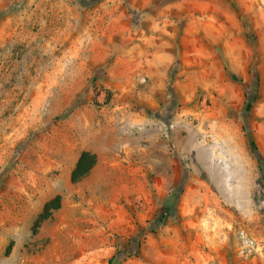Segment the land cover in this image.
I'll use <instances>...</instances> for the list:
<instances>
[{
  "label": "rangeland",
  "instance_id": "rangeland-1",
  "mask_svg": "<svg viewBox=\"0 0 264 264\" xmlns=\"http://www.w3.org/2000/svg\"><path fill=\"white\" fill-rule=\"evenodd\" d=\"M248 134L264 0H0V264H264Z\"/></svg>",
  "mask_w": 264,
  "mask_h": 264
},
{
  "label": "trees",
  "instance_id": "trees-1",
  "mask_svg": "<svg viewBox=\"0 0 264 264\" xmlns=\"http://www.w3.org/2000/svg\"><path fill=\"white\" fill-rule=\"evenodd\" d=\"M246 99H248L247 96H246ZM250 104L251 102L247 100L246 109L249 108ZM247 139H248L249 148L251 152L253 153V155L256 157L257 167L261 174V181L264 184V160L261 157L258 151V148L254 140L252 139L251 135L248 134ZM95 165H96V156L94 154L86 152V151L81 152L75 164V167L73 168L71 172V176H70L71 183L77 184L81 180L86 178L90 174L92 169L95 167ZM59 201H60V197L56 196L54 199L46 203L43 209V213L40 216V219L45 220L50 216L51 212L58 210L60 208ZM174 211H175V208L172 202H167L163 206L161 215L159 217L160 225H164L166 220L172 215V212ZM108 264H114V260L113 259L109 260Z\"/></svg>",
  "mask_w": 264,
  "mask_h": 264
},
{
  "label": "built area",
  "instance_id": "built-area-1",
  "mask_svg": "<svg viewBox=\"0 0 264 264\" xmlns=\"http://www.w3.org/2000/svg\"><path fill=\"white\" fill-rule=\"evenodd\" d=\"M238 254L243 259L264 258V249L245 230L238 231Z\"/></svg>",
  "mask_w": 264,
  "mask_h": 264
}]
</instances>
